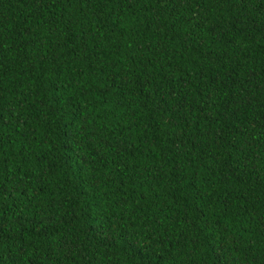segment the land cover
<instances>
[{
    "label": "trees",
    "instance_id": "obj_1",
    "mask_svg": "<svg viewBox=\"0 0 264 264\" xmlns=\"http://www.w3.org/2000/svg\"><path fill=\"white\" fill-rule=\"evenodd\" d=\"M0 264H264V0H0Z\"/></svg>",
    "mask_w": 264,
    "mask_h": 264
}]
</instances>
